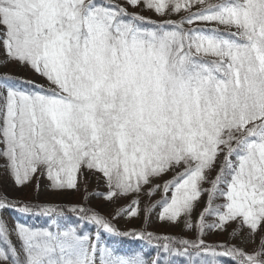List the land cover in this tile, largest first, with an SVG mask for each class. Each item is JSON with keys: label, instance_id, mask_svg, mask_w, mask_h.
<instances>
[{"label": "snow or ice", "instance_id": "snow-or-ice-1", "mask_svg": "<svg viewBox=\"0 0 264 264\" xmlns=\"http://www.w3.org/2000/svg\"><path fill=\"white\" fill-rule=\"evenodd\" d=\"M0 169L126 201L111 218L74 204L73 220L0 196L46 218H0V264H264V0H0ZM141 213L196 235L113 223ZM229 224L235 242L204 238Z\"/></svg>", "mask_w": 264, "mask_h": 264}, {"label": "rangeland", "instance_id": "rangeland-1", "mask_svg": "<svg viewBox=\"0 0 264 264\" xmlns=\"http://www.w3.org/2000/svg\"><path fill=\"white\" fill-rule=\"evenodd\" d=\"M215 2V0H213ZM156 18V17H154ZM172 19H177L178 17L173 15ZM10 70L18 75H23L25 77L32 78L36 80L38 83H44L43 79L27 69H22L14 65H10ZM170 175V174H169ZM167 178V177H165ZM48 181L46 179H41L39 183V190L36 189V181L34 180L31 184L26 187H17L12 182V180L3 172V169H0V196H7L9 199H20L25 202L32 203H52L63 206L65 209H70V207L74 204H82L85 207H90L95 209L100 214L111 218L113 214V210L117 205H123L126 203L124 199H121L116 202H107L103 200L101 197H97L91 195L94 192H102L104 191L103 184H97L95 178H91L88 185L87 190L85 187L81 185L79 191L77 190H52L48 187ZM207 187V185H205ZM200 210V205L197 206L196 212L193 213V218L195 219L197 213ZM157 212L159 209L156 210ZM0 218H3L4 221L7 222L8 226L11 227L15 222L19 221L21 223L28 224H43L46 220L45 217H32L25 216L14 210H6L0 211ZM113 223L122 231H126L129 229H141L147 228L148 231H153L157 234H168L174 235L177 237L189 238L196 235L192 230H184L181 223L172 224L169 222H160L157 219L155 213L151 216L149 222L145 223L144 214L141 213L140 216L134 218H127L125 216L116 217L113 220ZM235 224H229L227 226V230L223 232H210L204 238L209 242H222L233 240L235 242L233 235H231L233 228H236ZM86 231L93 232L94 226L88 224L85 228ZM106 238H108V234H103ZM124 245L123 251L127 252L129 250H140L142 246H144L143 241H136L132 238H123ZM128 240L129 242H125ZM252 245H249L251 247ZM145 251L149 253L146 257L147 259H151L155 256V250L151 246H145Z\"/></svg>", "mask_w": 264, "mask_h": 264}, {"label": "trees", "instance_id": "trees-1", "mask_svg": "<svg viewBox=\"0 0 264 264\" xmlns=\"http://www.w3.org/2000/svg\"><path fill=\"white\" fill-rule=\"evenodd\" d=\"M207 199L206 195L202 196L200 201V206L203 205L204 201ZM65 213L67 216L71 217V219L75 220L76 216L74 213L70 212L69 209H65ZM179 238V237H178ZM125 242H129L128 240H125Z\"/></svg>", "mask_w": 264, "mask_h": 264}]
</instances>
